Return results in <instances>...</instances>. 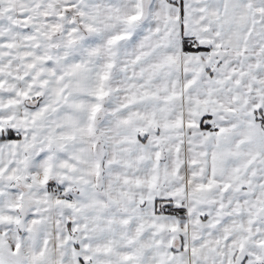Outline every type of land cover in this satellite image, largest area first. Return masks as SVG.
Segmentation results:
<instances>
[{
    "label": "snow or ice",
    "instance_id": "1",
    "mask_svg": "<svg viewBox=\"0 0 264 264\" xmlns=\"http://www.w3.org/2000/svg\"><path fill=\"white\" fill-rule=\"evenodd\" d=\"M0 264H264V0H0Z\"/></svg>",
    "mask_w": 264,
    "mask_h": 264
}]
</instances>
